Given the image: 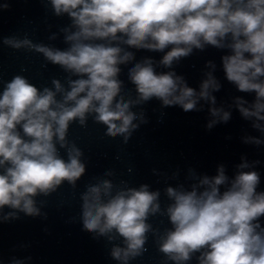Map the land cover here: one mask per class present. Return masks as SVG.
<instances>
[{"label":"clouds","instance_id":"1","mask_svg":"<svg viewBox=\"0 0 264 264\" xmlns=\"http://www.w3.org/2000/svg\"><path fill=\"white\" fill-rule=\"evenodd\" d=\"M46 6L70 21L48 37L55 41L62 34L66 47L34 43L27 36L2 39L11 49L42 55L67 75L65 82L53 78L51 87L43 88L20 74L2 82L0 223L18 220L21 213L46 220V201L37 198L65 182L76 187L87 164L82 149L68 139L69 128L73 123L86 127L89 117L106 127V136L127 144L149 123L143 106L153 99L162 109L179 106L186 113L207 105L209 130L228 123L234 108L260 134H245L241 142L264 145V0H47ZM9 8L8 0L0 3V12ZM208 47L226 51L221 56L225 78L238 92L254 94L251 101L234 96L226 107L217 106L214 93L222 84L214 61L205 63L198 89L177 74L174 65ZM137 52L162 55L137 60ZM129 65L134 95L120 79L122 66ZM259 164L242 155L232 176L224 164L211 176L189 168L190 184L164 188L169 203L163 208L159 189L114 183V171L107 170L80 193L82 230L105 238L118 264L142 256L150 233L164 264H190L193 258L196 264H264ZM178 176L177 170L171 178ZM157 215L166 216L171 227L154 228L149 218ZM30 260L14 256L9 264Z\"/></svg>","mask_w":264,"mask_h":264}]
</instances>
